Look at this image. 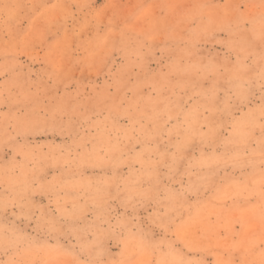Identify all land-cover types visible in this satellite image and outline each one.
<instances>
[{
	"label": "rangeland",
	"instance_id": "obj_1",
	"mask_svg": "<svg viewBox=\"0 0 264 264\" xmlns=\"http://www.w3.org/2000/svg\"><path fill=\"white\" fill-rule=\"evenodd\" d=\"M0 264H264V0H0Z\"/></svg>",
	"mask_w": 264,
	"mask_h": 264
}]
</instances>
